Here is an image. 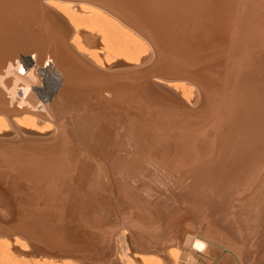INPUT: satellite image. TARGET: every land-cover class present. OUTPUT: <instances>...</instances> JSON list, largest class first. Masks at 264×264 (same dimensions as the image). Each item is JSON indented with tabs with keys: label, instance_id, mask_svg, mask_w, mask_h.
<instances>
[{
	"label": "bare ground",
	"instance_id": "bare-ground-1",
	"mask_svg": "<svg viewBox=\"0 0 264 264\" xmlns=\"http://www.w3.org/2000/svg\"><path fill=\"white\" fill-rule=\"evenodd\" d=\"M149 2L0 0V264H264V32Z\"/></svg>",
	"mask_w": 264,
	"mask_h": 264
},
{
	"label": "rangeland",
	"instance_id": "rangeland-1",
	"mask_svg": "<svg viewBox=\"0 0 264 264\" xmlns=\"http://www.w3.org/2000/svg\"><path fill=\"white\" fill-rule=\"evenodd\" d=\"M126 2L127 7L133 9L136 6H134V2L137 1L139 4L141 2V0H124ZM144 1V0H143ZM147 1H152L149 2V4L151 3L152 6L153 4H155L156 2V6L163 8L164 10L169 11L172 15H175V18H171L169 19L173 24L174 27L170 26L167 24V26L165 25V27H163L165 30L163 32V37H165V40H169L171 39L172 44L170 43L171 46L175 47L174 45H178L177 48H181V46H191L189 44L188 41H195L198 45L199 43H203L202 42V33H200L198 30H196L197 25H207V28H212V30H206V39L208 38H216L218 37L219 41H217V43H219L220 45V50L222 51L223 54V58L227 57V59L225 58V60L223 61L221 66H217L216 68L214 66H209V62L212 63V61H214V57H211V53L213 50L212 47H214L215 44H208V47L210 51H200L201 52H206L207 55L205 56L206 59V63L207 66L206 71H212L213 68H215L214 72L217 70H221V69H225L228 66L229 62H232V59H234L233 61L235 62L236 57L234 56V58H230V55H232V53L229 52L230 48H231V40H230V36L229 39L227 40V42L230 44H228L224 38L219 36V33L216 32V30L214 29L216 26L222 27L223 31L226 32L230 27L232 29V26L236 27V30L240 33V39L245 38L248 34V28L250 27L249 25H251L252 23H256L257 26V31L259 32H264V0H147ZM239 1V3L237 2ZM161 3V4H160ZM238 3V4H237ZM148 4V5H149ZM160 4V6L158 5ZM166 4V5H165ZM162 5V7H161ZM169 5V6H167ZM184 8H183V6ZM192 5V7H191ZM152 6L150 5L149 8ZM167 6V8H166ZM178 6V8H177ZM180 6V7H179ZM236 6V7H235ZM172 9V12H171ZM185 10V11H184ZM176 11V12H175ZM239 11V12H238ZM262 11V12H261ZM181 12V14H180ZM186 13V15H185ZM261 13V14H259ZM173 20V21H172ZM174 21H178L179 24L178 26H176ZM166 23V22H163ZM189 26L190 29L188 31H184L182 28L185 25ZM214 26H211V25ZM235 24V25H234ZM232 25V26H231ZM168 28V29H166ZM204 28V27H202ZM198 29V28H197ZM179 30L181 32H179ZM166 31V32H165ZM184 31V32H183ZM169 32V34H167ZM215 33H217V35H215ZM263 34V33H262ZM162 35V34H160ZM170 37H169V36ZM259 36V35H258ZM262 36V35H261ZM170 41V42H171ZM230 41V42H229ZM182 43V44H180ZM205 45V43H204ZM228 46V51L226 50ZM191 48V47H189ZM198 51V50H197ZM229 53V56L226 54ZM194 55V54H192ZM190 55V56H192ZM195 56V55H194ZM200 56H196V58H199ZM213 59V60H212ZM190 60L193 61V58H191ZM230 60V61H229ZM186 61V60H184ZM188 62V61H186ZM194 62V61H193ZM215 62V61H214ZM189 63V62H188ZM201 63H205L204 62H194V63H190L192 65H198ZM209 63V64H208ZM236 64L232 63V67L233 69L235 68ZM212 67V68H211ZM219 67V68H218ZM211 68V69H210ZM210 69V70H209ZM44 210H40L38 208H34L33 211L36 214H43L44 212H46L47 210H51L53 208H51L49 205H46L44 207Z\"/></svg>",
	"mask_w": 264,
	"mask_h": 264
}]
</instances>
